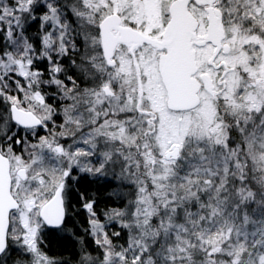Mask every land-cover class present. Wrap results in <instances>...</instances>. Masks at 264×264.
Returning a JSON list of instances; mask_svg holds the SVG:
<instances>
[{"label":"snow or ice","instance_id":"obj_1","mask_svg":"<svg viewBox=\"0 0 264 264\" xmlns=\"http://www.w3.org/2000/svg\"><path fill=\"white\" fill-rule=\"evenodd\" d=\"M0 264H264V0H0Z\"/></svg>","mask_w":264,"mask_h":264}]
</instances>
